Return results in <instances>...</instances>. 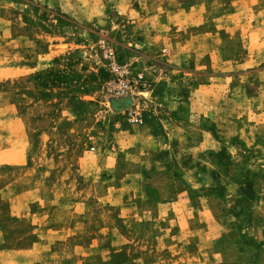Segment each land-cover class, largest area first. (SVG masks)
Instances as JSON below:
<instances>
[{
  "label": "crops",
  "instance_id": "0c3cea01",
  "mask_svg": "<svg viewBox=\"0 0 264 264\" xmlns=\"http://www.w3.org/2000/svg\"><path fill=\"white\" fill-rule=\"evenodd\" d=\"M31 1L33 3L36 0ZM38 1L48 10H57L77 24L91 27V35L96 30L106 34L117 28L120 33L135 37L144 54L137 59L140 72L150 88L146 92L133 90L124 99L114 98L122 101L124 106L132 104L137 107V120L134 125H129L123 112L119 111L120 115L117 111L112 113L113 98L103 89L107 74L91 59V113H86V123L81 120L85 113L74 108L76 99L72 95L69 98L66 96L64 100L59 97L63 104L71 101L72 106L69 105L68 108L63 105L62 109L48 111L44 109L48 100L41 97L34 103L30 101L22 114L13 111V116L8 121L6 142L9 147L14 145L15 150H10L12 153L3 152L5 157L11 159H5L3 154L0 164L6 162L13 166L25 165L24 170L30 171L36 164L35 159H28L27 151L29 145L36 143L29 140L33 133L43 151L38 158L41 168L48 161H52L53 158L44 157L51 151L52 146L57 149V153L62 152V155L56 153L55 160L59 165L64 164L61 160L73 155L78 149V154H81L75 165H72L75 166L73 171L77 175L71 181L74 194L65 195L67 193L56 189L48 201H44L41 194L32 189H24L20 193L15 191L8 195V200L12 203L23 194L32 197L31 203L38 202L41 208L39 217L43 219L41 223L34 225V232L43 231L53 235L37 237L33 250H11L8 264H35L36 260L43 261L47 253L50 258H58L61 254L55 250L58 246H69L73 250L72 257L83 262L87 259H91V262L98 259L100 253L107 256V261L110 260L108 247L111 242L108 235L111 234V226H101L100 233L105 237L102 240L95 237L78 239L74 237L80 233L82 227L73 223L65 225L66 223L58 219H48L49 212L46 208H49L48 211L53 208L56 212L62 208L64 201L72 205L70 208L75 207L76 203L70 200L78 192V185L74 183L89 179L97 185L90 186L85 198L99 201L109 214L118 207L121 210L129 208V213L135 212L137 215L150 213V209L144 210L141 207L147 202L153 204L151 212L161 213L160 210H163L162 215L173 219L172 227L166 229L167 238L174 243L173 249H180L179 253H168L149 260L147 264H191L200 261L211 250L212 243L208 242L213 236L211 232H219L216 237L213 236L215 238L226 235L231 221L226 216L215 214V207L213 209L208 206V203H216L211 195L199 196V205L188 209L186 193L178 199L173 198V184L181 180L192 183L193 187L206 185V175L211 169L208 152H218L229 143L240 128L238 119L254 118L262 113L264 115V112H255L253 105H250V102L257 100L264 102V83L261 86L256 79L264 76V44L252 45V39L263 37V33L246 21L248 19L253 22L257 0H233L232 6L235 7L228 16L219 15L223 8L217 0ZM14 5L9 0H0V9H15ZM115 13L121 17L120 21ZM222 18L230 23L221 29V35L217 33L216 26L215 31L208 29L214 20L217 22ZM16 33L11 29L0 30V55L1 52H6L9 60L19 57L23 61L21 66L8 68L3 72L16 77V72L23 71L25 84L28 79L30 81L28 75L32 72L34 62H45L68 53V49H59V44H50L46 54L35 53L32 51L30 36L28 40L25 39L22 50H19L15 45L19 37ZM213 34L219 38L216 46L210 48L208 41ZM129 65L132 66L133 62ZM257 85V92H247V89H256ZM23 96L25 99L31 97L27 93ZM244 99L249 103L245 113L231 110L233 103ZM34 119H39L41 124L38 130L32 129ZM49 120L52 121V126L49 125ZM20 123H23V127H20ZM136 145H146V148L135 149ZM3 148L0 147V151ZM141 151L147 155L144 160L141 159ZM167 162L173 163L177 177L158 173ZM140 166L148 167L146 174L137 172V167ZM46 173L48 178L52 174ZM164 178L170 184L167 191L149 185L146 187L147 191L142 192V182ZM132 183L136 184L135 189L132 188ZM98 185L102 191L97 188ZM191 188L188 191L189 196ZM210 210L213 211L210 213H214L211 217L217 215L215 218L220 222L219 225L202 218ZM177 226L181 228L184 240L180 247L179 240L172 233ZM65 231H69L72 237H66ZM188 236L195 241L194 248H190L191 245L185 241ZM77 247H80L81 253ZM225 249L234 251L232 246ZM217 251L214 254L216 264L235 262L236 259H225L224 249ZM122 261L126 264H144L143 257H135L130 262L123 258ZM0 264H4L2 252Z\"/></svg>",
  "mask_w": 264,
  "mask_h": 264
},
{
  "label": "rangeland",
  "instance_id": "374dc122",
  "mask_svg": "<svg viewBox=\"0 0 264 264\" xmlns=\"http://www.w3.org/2000/svg\"><path fill=\"white\" fill-rule=\"evenodd\" d=\"M182 1L189 2V0ZM217 1L221 3L223 8L222 13L219 14L220 16H228L232 13L235 7L232 6L233 0ZM14 4L15 9H0V30L7 31L11 29L18 33L19 37L15 45L19 50H22L25 39L28 40L30 36L32 51L35 53L42 52L46 54L49 52L47 48L50 44H59L61 45L59 49L65 51L68 49V53L65 52L63 56L45 62L36 64L34 62L32 72L28 75L30 81L28 79L25 84L23 71L16 72V77L8 72H3L8 68L21 66L23 61L19 57L9 60V55L6 52H1L0 147L4 148L0 151V160H2L3 152L12 153L10 150H15L14 145L9 147L6 142L8 121L13 116V111L22 114L25 106L29 105L30 101L34 103L41 97L47 98L48 101L44 109L53 111L62 109L63 105L64 108L65 106L68 108L71 101L68 100L63 104L59 101V97H63L64 100L66 96L69 98L68 96L72 95L73 99H76L74 108L85 113L81 118L82 122L86 123L88 121L86 113H91V59L100 67L101 71L104 70V66L110 58L125 60L128 65L133 62L132 66L129 65L132 77L144 79L137 60L144 54L135 37L131 38L120 33L117 28H113L111 32L106 34L96 30L95 33L93 32L94 35H91V27L81 26L72 18L60 14L57 10L46 9L38 0L33 1V4L38 6L37 10L24 5L20 1H15ZM116 16L120 21L119 14H116ZM254 16L253 22L248 19L246 21L250 22L257 31H261L263 37L252 39V45L264 44V0H257ZM228 23L230 22L226 18H222L217 22L214 20L208 29L215 31L214 26H216L217 33L221 35L223 33L221 29ZM213 35L208 41L210 48L216 46L217 38H219ZM256 79L259 81V85L263 86L264 76ZM257 89L258 85L256 89H247V92H257ZM25 93L31 97L25 99L23 96ZM121 103L122 101L112 99V113L117 111L120 115L119 111L123 112L126 115L127 124L134 125L136 121L130 123L129 119L131 117L137 118V107L132 104L124 106ZM250 105H253L252 109L254 108L255 112H264V102L257 100L250 102ZM248 106L249 103L244 99L233 103L231 110L235 109V111L242 114L247 111ZM34 120L32 129L38 130L41 124L39 119ZM238 121L240 128L229 143L218 152H208L211 169L208 172L209 174L206 175V185L193 187L192 183H184L181 180L173 184L175 189L173 198L178 199L186 193L188 209L199 205V196L211 195L216 203H208V206L213 209L215 207L217 210L215 214L226 216L231 221L230 230L226 235L215 238V235L219 232H211V235L215 236H211L212 239L208 240L209 243H212L211 250L203 255L200 261L191 262V264H216L214 254L218 252L217 250L222 251L223 249L225 259H236L233 264H264V115L262 113L254 118H243L238 119ZM22 124H19L20 127H23ZM49 125L52 126L51 120H49ZM35 137L34 133L31 137L29 136V140L33 144L36 141L34 145H29L27 150L28 159L36 160V164L31 167L30 171L24 170L25 165L13 166L6 162L0 164V252L3 253L4 264H8L10 261L11 250H33L36 247L37 237H53V235L46 234L43 231L34 232V225L41 223L40 221L43 219L39 217L41 208L38 202L31 203L32 197L23 194L15 203H12L9 202L8 195L15 191L20 193L24 189H32L37 190L44 201H48L52 192L56 189L67 193L65 195L74 194L75 192L71 181L76 174L73 171L75 166L72 165H75L77 157L81 154H78L79 149L73 155L61 160V163L64 161V164L59 165L55 159L57 154L62 155V152L57 153V149L52 146L51 151L48 154L46 153L44 157L53 159L41 168L38 158L41 157L43 151H41ZM145 146L136 145L134 148L145 149ZM163 146L160 145V147ZM79 147H83V145H79ZM141 155L142 160L146 159L147 155L144 151H141ZM4 158L11 159L5 157V154ZM147 168L144 166L137 167V172L146 174ZM46 172L52 173L49 178ZM158 173H164L168 176L173 175V177L178 175L172 162H167ZM74 184L78 185V192L77 196L73 199L70 198V200L76 203L75 207L70 208L72 205L64 201L62 202V208L56 210V212L53 208L50 211H48L49 208H46V211L49 212L48 219L51 218L52 221L58 219L66 223L65 225L73 223L82 227L80 233L74 237L78 239L95 237L102 240L105 237L100 233L101 226L103 224L111 226L112 231L108 235L111 242L108 247L110 249L108 250L110 260L107 261V256L100 253L98 259H93L92 262L91 259H87L83 262L81 259L77 260V258L72 257L73 250L69 246H58L55 247V250L61 252L58 258H50L47 253L43 261L36 260L35 264H126L122 261L123 258L126 259V262H130L135 257H143L144 264H147L149 260L157 259L168 253H179L180 249H173L174 243H171L167 238L166 229L172 227L173 219L171 217L169 219L167 215H162L163 210H160L161 213L151 212L153 211V204L146 202L141 207L144 210L150 209V213L137 215L135 212L129 213V208L126 210L125 207L121 210L118 207L115 212L109 214L102 203L91 200V198H85L90 186L95 184L94 187H96L97 183H91V179H89L88 181H77ZM149 185L164 192L170 186L166 178L159 181L142 182V192H146V187ZM131 186L135 189L136 184L132 183ZM97 188L100 191L103 190L100 185ZM189 188H191V196L188 193ZM82 192L83 194H80ZM65 195L64 197H67ZM129 199L131 200V198ZM131 201L133 202L134 199ZM210 212L213 211L210 210L202 218L219 225L220 222L215 218L217 215L211 217L214 213ZM98 226L100 227L95 229ZM180 230V227L175 228V231L172 230L174 236L179 240V247L184 242ZM64 235L68 238L72 237L69 231H65ZM185 241L191 245L190 248H194L195 241L193 238L188 236ZM231 246L234 248L233 252L225 249L231 248ZM80 247H77L79 253H81Z\"/></svg>",
  "mask_w": 264,
  "mask_h": 264
},
{
  "label": "built area",
  "instance_id": "2783aa9c",
  "mask_svg": "<svg viewBox=\"0 0 264 264\" xmlns=\"http://www.w3.org/2000/svg\"><path fill=\"white\" fill-rule=\"evenodd\" d=\"M107 74L104 83V91L115 99L126 98L131 91L146 92L149 90V83L143 79L132 77L129 65L121 59L110 58L104 66ZM136 117H131L129 122H135Z\"/></svg>",
  "mask_w": 264,
  "mask_h": 264
},
{
  "label": "trees",
  "instance_id": "16d2710c",
  "mask_svg": "<svg viewBox=\"0 0 264 264\" xmlns=\"http://www.w3.org/2000/svg\"><path fill=\"white\" fill-rule=\"evenodd\" d=\"M9 1H11V2H15V1H20L21 3H23L24 5H27V6H31V7H33L35 10H37L38 9V6L37 5H35V4H33L32 3V1L31 0H9ZM45 10V9H44ZM26 20V19H25ZM44 29V28H43ZM45 30V29H44Z\"/></svg>",
  "mask_w": 264,
  "mask_h": 264
}]
</instances>
